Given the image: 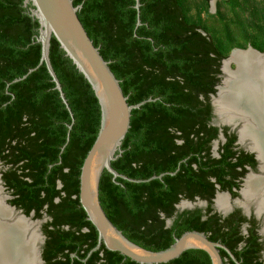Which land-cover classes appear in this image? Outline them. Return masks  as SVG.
I'll use <instances>...</instances> for the list:
<instances>
[{
    "label": "trees",
    "instance_id": "obj_1",
    "mask_svg": "<svg viewBox=\"0 0 264 264\" xmlns=\"http://www.w3.org/2000/svg\"><path fill=\"white\" fill-rule=\"evenodd\" d=\"M72 1L82 4L78 17L109 61L127 102L154 99L131 110L130 126L112 167L134 179L174 171L184 147L174 139L184 130L196 129L186 133L191 145L194 137L202 135L200 131L214 130L212 137L217 130L208 124L209 96L215 93L220 64L227 54L185 18L178 0H139V26L135 0ZM30 7L23 0H0V161L6 166L1 179L12 195L9 203L25 215L33 212L34 217H48L42 224V256L47 264H70L75 247L77 264H138L103 243L87 257L97 244L98 233L79 203V175L100 121L89 83L52 36L49 59L73 113L67 135L72 118L45 64L12 82L35 67L41 54L40 43L34 41L39 24L30 15ZM263 47L264 30L259 48ZM229 154L233 156L234 151L215 159L217 165L211 168L230 166ZM200 169L182 163L175 175L166 173L146 182L117 177V183L104 170L99 182L102 208L130 241L148 250L165 249L183 232L202 231L216 223L214 217L202 220L203 214L196 209L179 212L171 226L165 227V219L174 215V203L179 200L174 185L201 183ZM187 254L184 251L160 264H184Z\"/></svg>",
    "mask_w": 264,
    "mask_h": 264
},
{
    "label": "water",
    "instance_id": "obj_2",
    "mask_svg": "<svg viewBox=\"0 0 264 264\" xmlns=\"http://www.w3.org/2000/svg\"><path fill=\"white\" fill-rule=\"evenodd\" d=\"M23 3L24 5L27 3L31 4L29 13L38 21V33L35 35L34 41L40 43L41 54L35 67L29 68L24 75L13 79L12 82L26 78L28 74L36 70L40 65L45 64L51 80L54 82V88L59 92V96L72 118L71 123L68 124L67 135H69V130L73 123V113L49 59L50 39L53 36L59 43V47L64 51L65 56L71 60L77 71L89 83L99 105L100 121L98 132L82 162L79 175V203L84 209L87 219L93 224L98 233L97 244L91 249L89 254L98 249L103 243L106 249L117 251L138 264H160L179 257L187 249L201 248L209 253L212 264H221L216 243L210 241L203 232L186 231L179 237H175L167 248L153 251L130 241L107 217L99 199V182L104 170H107L112 175V180L115 183H117V177L133 182H146L151 179H160L162 176L160 174L146 179L129 178L117 172L111 165V162L119 155L118 151L120 150L121 142L129 129L131 110L139 108L145 102L153 101L154 99L150 97L135 104L127 102V96L123 94L119 79L116 78L109 67V61L102 57L98 47L93 44L78 17L77 12L82 4L73 5L72 0H23ZM134 7L137 11L136 26H139L141 24L139 0H135ZM241 54H256L264 61V55L251 46L233 48L221 62L222 79L220 84L216 86V94L211 95V103L216 114L217 124L229 125L232 128L237 127L238 124H240L239 128H241L243 122L241 120L232 122L222 120L217 112L215 101L219 98L220 91L225 86L227 71H233L231 64L236 65L234 58ZM9 84L10 82L7 86ZM260 136L262 137L261 132ZM0 168H6L1 161ZM3 191L0 172V198L4 207L11 210L18 217L33 221L30 219L33 212L25 215L20 209L10 205L6 201L8 196ZM43 215V221H46L48 217L46 214ZM35 222L38 224V233L41 238L40 244H42L45 236L39 231V222ZM40 244L38 247H40ZM41 262L39 252L38 264H41Z\"/></svg>",
    "mask_w": 264,
    "mask_h": 264
},
{
    "label": "flooded vegetation",
    "instance_id": "obj_3",
    "mask_svg": "<svg viewBox=\"0 0 264 264\" xmlns=\"http://www.w3.org/2000/svg\"><path fill=\"white\" fill-rule=\"evenodd\" d=\"M204 1L209 3L213 0ZM258 50L264 55V47ZM256 57H258L264 65V61H262L258 55ZM231 68L235 69V65ZM227 78L228 75L226 79ZM221 79L222 72L220 73V80L217 85L220 84ZM216 86L213 95L216 94ZM226 86L227 84H225L220 91V95L226 93ZM211 95L212 94L209 96L211 118L208 124L217 127L214 136L211 137V133L213 134L214 130L211 132L200 131L202 135L199 138L194 137V142L190 145V140L186 138V133L191 131L193 134L197 132V130H184L180 137L174 139L176 144L184 145L180 152L182 157L178 160L176 169L171 172L160 173L162 176L166 173H173L170 175H175L182 163H185L186 167H191L196 171H199V166L202 168V170L200 169L201 183L196 180L191 183L189 181L177 183L176 181L177 184L174 186L175 189L179 191V200L174 203V215L165 219V227L171 226L179 212L200 209L201 214H203L201 215L202 220L214 217L216 223L212 224L211 228H209L207 224L202 231L195 229L187 231L203 232L210 241L216 243L221 264H264V163L259 156L254 139L251 137L241 138V129L245 123L243 119H239L243 122L241 128H239L240 124L235 128L229 125L217 124V119H215L216 114L214 113L211 103ZM218 106L219 110L223 109V103ZM226 108V113L229 114L230 107L226 105ZM218 114L222 120L232 122L228 119H224L221 111H218ZM224 127H226V129H224ZM230 149L234 151L233 156H230V154L228 156L229 163L232 164L230 166L219 164L222 168H211V165H217L214 163V160L222 158ZM191 156H195L196 159L189 161ZM2 170H0V172ZM250 178L258 179L259 184L257 185V190L251 196H247L244 190ZM1 184L4 188L3 192L8 196L6 201L9 203L12 195L6 188L2 179ZM220 195L226 198V203L223 207H221L217 201ZM20 210L23 213L22 209ZM39 231L44 235L42 232V225ZM40 243L41 240L38 241L37 244L39 245ZM44 243L45 239L42 244H40V247H38V245L36 247L37 264L39 252L42 260L41 264H47L46 259L42 256ZM76 248L77 247L70 253V264H77L74 261V258L77 257ZM186 251H188V254L185 257L184 264H212L211 257L206 250L191 248ZM91 253L89 255L87 254V257L90 256ZM54 259L58 258H53L51 260ZM83 259L85 260L86 257ZM170 264H178V262L174 261L170 262Z\"/></svg>",
    "mask_w": 264,
    "mask_h": 264
},
{
    "label": "bare ground",
    "instance_id": "obj_4",
    "mask_svg": "<svg viewBox=\"0 0 264 264\" xmlns=\"http://www.w3.org/2000/svg\"><path fill=\"white\" fill-rule=\"evenodd\" d=\"M255 55L241 54L234 58L235 69L227 71L226 93L220 95L218 103L217 100L215 103L217 112L221 111L224 119L245 121L241 138L254 139L264 163V65ZM222 103L223 109L219 110L218 105ZM226 105L230 107L229 114L226 113ZM258 184V179L250 178L244 190L245 194L251 196L257 190ZM217 201L223 207L226 198L220 195ZM35 223L16 216L4 207L0 198V264H37L36 247L41 238Z\"/></svg>",
    "mask_w": 264,
    "mask_h": 264
},
{
    "label": "rangeland",
    "instance_id": "obj_5",
    "mask_svg": "<svg viewBox=\"0 0 264 264\" xmlns=\"http://www.w3.org/2000/svg\"><path fill=\"white\" fill-rule=\"evenodd\" d=\"M178 1L185 18L197 24L227 55L233 48L251 46L260 49L264 30V0ZM30 219L34 223L39 222V229L45 222L44 215H31Z\"/></svg>",
    "mask_w": 264,
    "mask_h": 264
}]
</instances>
